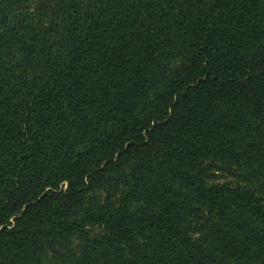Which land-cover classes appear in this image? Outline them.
Segmentation results:
<instances>
[{"label": "trees", "instance_id": "obj_1", "mask_svg": "<svg viewBox=\"0 0 264 264\" xmlns=\"http://www.w3.org/2000/svg\"><path fill=\"white\" fill-rule=\"evenodd\" d=\"M0 264H264V0H0Z\"/></svg>", "mask_w": 264, "mask_h": 264}]
</instances>
